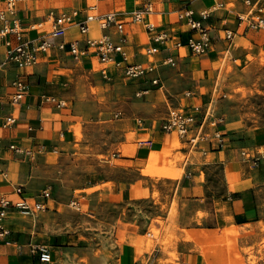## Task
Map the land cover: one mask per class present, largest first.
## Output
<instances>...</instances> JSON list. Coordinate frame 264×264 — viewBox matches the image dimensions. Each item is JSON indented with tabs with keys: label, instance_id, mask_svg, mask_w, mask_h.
<instances>
[{
	"label": "crops",
	"instance_id": "crops-1",
	"mask_svg": "<svg viewBox=\"0 0 264 264\" xmlns=\"http://www.w3.org/2000/svg\"><path fill=\"white\" fill-rule=\"evenodd\" d=\"M139 1L21 0L15 13L8 15V26L15 28L0 35V196L16 198L18 185L25 195L36 199L44 188L51 194L43 212L34 216L14 212L6 219L9 233L0 239V264H38L37 254L31 252L35 244H44L54 253L59 249L61 257L66 256L65 264H70L73 258L69 254L86 246L79 238L83 222L87 243L99 227L115 240L128 234L139 239L152 225L161 230L160 238L169 232L176 235L178 258L174 261H166L168 254L160 242H155L151 253L140 256L138 246L131 254L124 241L115 245V259L120 264H143L142 257L147 264H209L200 239L188 238V231L211 237L236 226L238 243L244 247L264 237L260 224H264V124L238 123L226 97L227 83L219 80L222 57L228 56V64H234L251 53L249 41L264 52V28L245 27L238 18L250 8L244 0L155 1L140 21H132L131 12ZM258 1L264 15V0ZM0 9H5L2 0ZM185 9H191L197 19L207 12L201 23L211 47L203 55L193 54L186 45L189 27L178 17ZM105 12H114L123 23L127 61L120 52L113 53L110 63L101 62L93 52L74 60L68 49L70 40L106 35L120 41L123 33L115 25L101 28L96 19L89 21L86 34L80 32L78 23L87 14ZM62 14L72 15L71 21L63 37H53L51 20ZM148 23L153 29H148ZM3 25L0 21V29ZM159 33H165V38L156 39ZM40 38L51 46L40 53L36 64L18 68L2 63L8 41ZM61 40L66 43L63 49L57 46ZM134 62L152 69L126 76L123 66ZM16 78L28 82L27 93L17 102L13 101L12 85ZM83 78L89 84L87 97L78 93ZM91 87H101L103 99L93 96L97 102L88 111L87 121L103 128L107 136L103 145L96 144L86 131L83 140H78L70 129L72 123L85 121L78 106L89 107L94 95ZM173 109L194 114L202 122L203 132L196 143L183 138L192 147L177 162L178 172H152L162 154L174 145L173 133L161 128ZM6 116H13L15 122L5 126ZM112 119L121 130L109 140L105 130ZM218 132L222 143L215 135ZM87 141L92 152L81 148L78 153L75 145ZM10 144L23 152H14ZM99 154L107 158H96ZM76 156L93 165H78ZM76 189L85 196L79 199ZM71 199L86 203V212L59 207L72 208ZM147 201L150 209L143 208ZM128 205L135 208L128 209ZM243 263L250 264L248 260ZM257 264H264V255Z\"/></svg>",
	"mask_w": 264,
	"mask_h": 264
},
{
	"label": "rangeland",
	"instance_id": "rangeland-1",
	"mask_svg": "<svg viewBox=\"0 0 264 264\" xmlns=\"http://www.w3.org/2000/svg\"><path fill=\"white\" fill-rule=\"evenodd\" d=\"M231 6H233L232 3L228 4V7ZM260 13L263 14V11H260ZM247 44L252 48V51H250L251 53L238 58L234 64H228V56H226L227 58H221L219 80L227 83L224 87L227 93L226 97L227 99L231 100L233 104L231 109L233 111V116L237 118L236 121L242 125L245 122L248 125L250 124L252 126L260 127L262 124H264V52L261 47L251 46L250 41L247 42ZM254 48L255 51H253ZM96 68H98V65ZM87 81V79L83 78L79 82L80 90L78 93L80 96L85 95V97H87L88 95L87 86H89V84H87ZM90 91L94 95H91L89 107L86 106V104L85 106H78V109L81 112H84L83 120L85 121L82 122L78 120L77 122L72 123L70 125V129L74 134L77 135L78 140H83V134L84 131H86L88 132L89 136L95 139L96 144L100 143V145H103L106 144L105 140L107 137L103 135V128L100 125L95 126L92 123V125H89L90 123L87 121L90 116L88 111H92V109H94L96 106V94L98 95V99H103V94L101 92L102 89L101 87H91ZM229 106H227V108H229ZM100 115L103 114L101 113ZM113 121L114 120L112 119V121L109 122V126L105 130V134L107 132L109 133V140L114 139L113 137L118 134L119 130H121L120 124ZM172 137L174 144L173 147L171 149H167V152L162 154L160 161H158L152 172H156L157 170H168L172 172L179 171L177 168V162L185 157L188 149H190L192 145L185 142L183 137H177L175 134H173ZM91 146V143L88 141L84 142L83 146L79 144L75 145L78 153H81L82 150L86 152H92L90 148ZM95 157L99 159L107 158V156L102 154L95 155ZM75 162H77L78 165H93V163L87 162V158L84 157V159H82V156L77 157ZM74 194H76L79 199L85 196L81 189H76ZM261 195L262 198H264V190L261 191ZM78 203L81 206L80 209L72 206H70L72 208H69L67 205L59 206L58 204L56 207L59 206L64 210L76 209L74 211L79 213L80 211L86 212L85 210L87 204L84 202L81 203L79 200ZM143 204L144 209H150L151 204L149 201ZM175 206L176 202L173 203L171 208L172 212H174ZM129 207L132 209L135 208L134 205H128L127 208L129 209ZM81 208H84V211L81 210ZM114 210H116V208ZM81 224L82 227H80L81 230L79 232V238L83 244H86V246H80L78 249L74 250V253L69 254V256L73 258L68 261L70 264H120V261L115 259V245L124 241H127V244L130 246L131 254H133V248L136 246L140 248V256H142L143 252L145 251L151 253L155 242H160L163 244L164 250H166L168 254L166 261H174L178 258V252L175 245L176 235L169 232L166 233L164 237L160 238L161 230L156 228L154 225H152L148 229L147 233L139 239H136L133 234H128L127 238L126 236H122L118 240H115L110 233L106 234L107 231L104 232L101 227H99L97 231L98 233L93 234L89 241L90 243H87V228L84 222L80 223V226ZM260 224L261 227H263L264 224L262 222ZM231 230H233L232 227L224 228L223 230L219 231L218 234H215L211 237H200V232L188 231L186 233L190 235V238L196 237L200 239L201 249L204 251L203 254L207 258L209 264H242L245 260H248L250 264H257L258 260L264 255V237H261V239L254 245L244 247L238 243L237 233H229ZM134 239H136V241L138 240L139 243H135ZM58 250L59 249H57V251ZM57 251L54 253L51 249L52 258L49 264L67 263L66 258H64L66 256L61 257ZM207 255L209 257H207ZM223 256L233 257L235 261L233 260L234 262H228L222 258ZM142 258L143 264H147L146 258Z\"/></svg>",
	"mask_w": 264,
	"mask_h": 264
},
{
	"label": "built area",
	"instance_id": "built-area-1",
	"mask_svg": "<svg viewBox=\"0 0 264 264\" xmlns=\"http://www.w3.org/2000/svg\"><path fill=\"white\" fill-rule=\"evenodd\" d=\"M5 9H0V21L4 23L0 29V35L13 31L14 27H9L7 24L8 15L15 13V7L21 0H2ZM155 1L166 0H140L136 9L131 12L132 21H140L143 16L152 10ZM250 7L245 13L238 15V18L245 22V27L258 29L264 28V15L259 12L258 0H244ZM207 16V12L203 11L199 19L193 17L191 9H185L179 12L178 17L185 20L189 27V35L186 40V45L189 50L195 55H203L207 53L211 47L210 37L208 31L201 23V18ZM72 15L62 14L52 18L50 35L53 37H63L66 33L68 23L71 21ZM97 20L101 28H106L109 25H115L116 29L123 33L119 42H114L108 36L103 35L99 37L85 36L82 39H73L68 42L69 52L74 60L81 59L82 56L89 52L95 53L99 60L104 63L113 61V53L120 52L123 61H127V55L123 50V43L125 42V34L123 31V23L116 20L114 12H105L101 14H87L85 19L78 23L79 30L82 34H86L89 30L88 23L92 20ZM16 23V22H15ZM148 29H153L154 25L148 23ZM231 33H227L230 36ZM124 35V36H123ZM165 33H159L156 39H164ZM66 43L61 40L57 43L59 48H64ZM51 46L45 38L31 39L18 41L16 43L7 42V49L4 61L2 63H12L18 68H25L34 65L39 61L40 53L46 52ZM152 67L143 63L134 62L123 66L124 74L129 77H135L150 71ZM105 71L104 68L102 69ZM153 83H157L158 79H152ZM14 87L13 101L17 102L24 97L28 91V82L23 78H16L12 81ZM59 105L62 101H58ZM15 122L13 116H6L4 125L8 126ZM162 130L168 133H173L178 137L187 138L192 143H196L202 135L203 127L202 122H197L196 116L192 113H186L181 110H170L162 123ZM193 131V132H192ZM221 133H215L219 137L220 143L223 139L220 138ZM10 148L16 153H22L23 149L15 144H10ZM16 198L12 199L5 195L0 196V239L9 233L6 226V219L10 214L19 212L22 215L34 216L39 211L47 208V200L50 197V189L44 188L38 193V199L24 194L21 185L16 187ZM69 205L80 209L77 199H71ZM31 252L37 254L38 264H48L51 261L52 253L50 249L44 244H35L31 246ZM34 264V263H27ZM138 264V263H131Z\"/></svg>",
	"mask_w": 264,
	"mask_h": 264
},
{
	"label": "bare ground",
	"instance_id": "bare-ground-1",
	"mask_svg": "<svg viewBox=\"0 0 264 264\" xmlns=\"http://www.w3.org/2000/svg\"><path fill=\"white\" fill-rule=\"evenodd\" d=\"M230 69H231V68H230ZM235 84H236V83H235ZM235 84H234V86H235ZM259 207H260V206H259ZM261 208H262V207H261ZM262 210H263V209H262ZM245 225H246V224H245ZM244 227H245V226H244ZM232 228H233V230H231L230 232L228 231V232H229V233H234V234H235V233L237 232V231H236V226H234V227H232ZM248 230H251V228L248 229ZM244 232H245V231H244ZM248 232H249V231H248ZM186 234H187V233H186ZM222 234H223V233H222ZM222 234H221V235H222ZM239 235H240V234H239ZM227 236H228V235H227ZM187 237L190 238V235L187 234ZM185 239H186V238H185ZM134 240H135V241H134L135 243H139L138 240H137V241H136V239H134ZM186 240H187V239H186ZM201 240H202V239H201ZM198 246H199V245H198ZM200 246H201V245H200ZM203 247H204V245H203ZM202 252H204V251H202ZM206 252H207V251H206ZM205 254H207V253H205ZM207 257H209V256L207 255ZM222 258H224V259H225L226 261H228V262H232V261L234 260L233 257H229V256H227V257L223 256ZM242 258H243V257H242ZM214 260H215V259H214ZM214 260H213V261H214ZM234 261H235V260H234ZM234 261H233V262H234ZM210 264H211V263H210ZM243 264H244V263H243Z\"/></svg>",
	"mask_w": 264,
	"mask_h": 264
}]
</instances>
